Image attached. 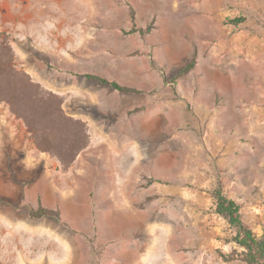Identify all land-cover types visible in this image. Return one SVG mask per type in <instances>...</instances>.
Segmentation results:
<instances>
[{"label":"crops","instance_id":"crops-1","mask_svg":"<svg viewBox=\"0 0 264 264\" xmlns=\"http://www.w3.org/2000/svg\"><path fill=\"white\" fill-rule=\"evenodd\" d=\"M232 4L23 2L18 17L19 24L21 16L28 22L22 35L28 49L14 46L21 69L60 94L67 113L85 121L90 134L88 147L65 168L38 149L23 121L0 104V210L14 223L26 213L32 218L40 206L60 212L63 222L49 216L28 222L43 227L50 264H197L195 252L181 249L175 226L179 191L150 196L158 185L149 186L148 177L164 152L148 151V134L159 124L160 130L180 124L183 112L195 123L220 122L225 140L234 133L238 143L247 133L264 147V28L251 19L227 23ZM249 42L255 45L250 50ZM192 59L189 74L177 83L166 80ZM89 74L138 91H120ZM149 199L153 205L143 208ZM165 203L172 206H156ZM160 213L167 220L158 221Z\"/></svg>","mask_w":264,"mask_h":264},{"label":"rangeland","instance_id":"rangeland-1","mask_svg":"<svg viewBox=\"0 0 264 264\" xmlns=\"http://www.w3.org/2000/svg\"><path fill=\"white\" fill-rule=\"evenodd\" d=\"M237 1L235 6L236 2L232 0L233 4L229 7L231 16L226 18V22L245 16L264 28V0ZM18 2H21V8ZM23 2L26 0H0V32L8 36L13 50L15 45L28 49V39L22 38V35L28 34V22L21 16L19 24L18 17ZM246 46L250 50L255 45L249 42ZM190 61H184L180 68ZM15 63L21 69L16 54ZM179 70L166 77L167 81L177 83L190 72L178 77ZM0 104L9 108L5 102ZM0 122H3L2 117ZM235 126L228 127L234 129ZM225 130L220 122L209 124L201 120L198 123L186 120L182 112L180 124L166 123L163 130H160L159 124L150 128L148 134V151L164 152L158 157V169L150 172L148 177L149 186L158 185V188H150V196H172V191L175 195L179 191L180 224L175 226L180 230L181 249L195 252L197 264H246L240 254L243 249L230 242L234 230L215 212L213 191L217 187L240 202L244 219L257 234L264 232V147H258L257 141L247 133L238 143L232 140L234 133H230L229 139L225 140ZM152 159L150 155V168L155 165ZM160 187L164 188L163 192ZM152 205L149 199V203L142 206L147 208ZM156 206L167 208L172 205ZM174 206L176 208V203ZM166 214L160 213L157 220H167ZM149 216L153 218L154 214L151 212ZM42 217L30 218L26 213L14 223L10 215L0 210V264L51 263L47 257L50 252L45 231L43 227L33 226ZM29 221L33 225H29ZM222 254H233L235 258L226 261ZM72 263L76 264V261Z\"/></svg>","mask_w":264,"mask_h":264},{"label":"trees","instance_id":"trees-1","mask_svg":"<svg viewBox=\"0 0 264 264\" xmlns=\"http://www.w3.org/2000/svg\"><path fill=\"white\" fill-rule=\"evenodd\" d=\"M246 20L245 16L228 19L234 25H240ZM139 29L143 31L142 28ZM195 62L192 59L180 68L177 76L187 74L194 68ZM88 76L120 91H138L101 75ZM2 102L7 103L11 113L24 122L38 149L56 156L65 168L71 166L90 143L87 123L67 113L61 95L44 88L28 72L17 67L10 39L0 32V103ZM213 197L215 212L235 232L230 242L243 249L240 253L242 259L246 264H264V232L259 235L249 226L244 219L240 202L226 194L221 187L214 189ZM31 214L34 217L49 216L56 221H64L59 211L43 206L32 210ZM221 256L226 261L235 258L233 254Z\"/></svg>","mask_w":264,"mask_h":264},{"label":"bare ground","instance_id":"bare-ground-1","mask_svg":"<svg viewBox=\"0 0 264 264\" xmlns=\"http://www.w3.org/2000/svg\"><path fill=\"white\" fill-rule=\"evenodd\" d=\"M0 224H1V223H0ZM1 228H2V227H1ZM5 229H6V227H5ZM6 230H7V229H6ZM0 231H1V229H0ZM7 231H8V230H7ZM15 231H16V230H15ZM14 235H16V234H14ZM12 236H13V235H12ZM12 236H11V237H12ZM8 245H9V244H8Z\"/></svg>","mask_w":264,"mask_h":264}]
</instances>
